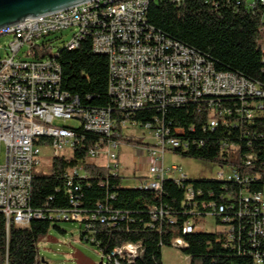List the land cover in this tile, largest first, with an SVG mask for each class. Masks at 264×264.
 <instances>
[{"label":"built area","instance_id":"obj_1","mask_svg":"<svg viewBox=\"0 0 264 264\" xmlns=\"http://www.w3.org/2000/svg\"><path fill=\"white\" fill-rule=\"evenodd\" d=\"M150 1L96 0L0 29V38H10L4 46L6 56L0 58V153L4 148V162L0 164V215L6 238L10 226L25 228L32 220L42 218V213L31 206L33 172L40 165L38 146H49L53 158L65 157L62 153L67 148L72 155L75 132L55 125V120H77L83 131L99 135L100 140L90 148L87 159H107L99 167L113 173L118 169V136L135 128L149 132L151 144L134 145L136 153L146 155L149 162L147 177H142L136 187L159 191L167 176L178 174L173 180L182 186L188 178L177 166H165L167 154L186 150L187 143L178 138L183 131L171 134L157 115L197 103L208 111L207 129L213 131L224 124L223 114L235 112L243 118L238 119L239 123L250 122L262 110L264 86L233 73L217 72L211 62L157 32L146 22ZM261 2L264 4V0ZM63 31L73 32L63 48L75 50L81 41L89 39L92 52L107 58L108 93L122 119H114L109 110L84 109L76 97L61 90L60 66L54 58L45 56L47 46L41 47L39 41ZM24 47V56L31 57V61L16 59ZM225 102H232L233 110L223 108ZM145 110L156 111L152 122L142 124L130 119ZM81 173V167L69 172ZM213 179L241 186L242 190L238 196H226L230 200L227 205H208L212 212L200 217H219L222 223L216 232L223 233L228 240L234 233L239 234L241 221L248 219L249 231L244 237L252 247L254 263L264 264V189L250 192L247 187L252 179L229 169ZM198 194L191 184L185 185V202L191 204ZM155 212L154 220L161 217V212ZM56 218L63 222L82 221L74 211L59 213ZM91 219L101 223L106 220L94 215ZM196 230L190 222L183 227L184 234ZM172 247L181 250L184 241L175 238ZM137 254V245L125 244L103 258L105 264H120L117 258H134Z\"/></svg>","mask_w":264,"mask_h":264},{"label":"trees","instance_id":"obj_2","mask_svg":"<svg viewBox=\"0 0 264 264\" xmlns=\"http://www.w3.org/2000/svg\"><path fill=\"white\" fill-rule=\"evenodd\" d=\"M263 18L261 0H151L146 22L164 37L211 62L217 72L233 73L264 86ZM40 46H47L45 56L54 58L60 66L62 91L76 97L84 109L109 110L114 119L123 118L108 93L107 58L92 52L89 39L71 51L62 45L49 53L50 42L44 41ZM262 105L250 122L239 123L242 117L235 112L223 114L224 124L213 131L207 129L208 111L197 103L169 109L164 116L153 110L138 111L130 119L144 124L159 116L171 134L183 131L178 138L187 143L186 150H175V155L248 176L252 179L249 191L262 192L264 100ZM226 107L234 108L232 102H225L223 108ZM72 129L76 135L72 155L67 159L54 157L45 175L33 173L31 206L42 213V218L32 220L25 228L10 226L6 238L0 215V264H41L37 244L52 223L63 222L56 218L59 213L71 211L82 218L80 241L91 243L103 257L125 244L138 246L136 257H116L120 264H163L161 250L172 247L175 238L184 241L180 251L189 258V264H255L252 247L244 237L249 231L248 219L241 221L239 234L234 233L230 240L216 231L183 233L187 222L196 225L200 216L212 212L207 208L210 204L227 205L230 200L226 196H238L241 186L215 179H187L184 184L200 192L191 204L185 202V185L173 179H164L159 191L125 186L117 173L87 162V153L100 136L81 127ZM118 140L147 145L121 134ZM77 167L82 168L81 175L69 174ZM154 210L156 214L161 212L156 220ZM93 215L106 220H92ZM213 218L217 226L221 225L219 217Z\"/></svg>","mask_w":264,"mask_h":264},{"label":"rangeland","instance_id":"obj_3","mask_svg":"<svg viewBox=\"0 0 264 264\" xmlns=\"http://www.w3.org/2000/svg\"><path fill=\"white\" fill-rule=\"evenodd\" d=\"M73 32L63 31L54 35L46 37L41 42H50L53 53L57 48L66 44L71 40ZM10 38H0V58L6 56L4 46ZM27 48H22L16 59L23 61H31V57H25ZM55 125L78 128L79 121L77 120H55ZM124 135L132 138L135 141L141 140L144 144L152 143V136L149 132L135 128L128 129ZM135 144L125 141H119L115 153L118 156L117 174L122 179L125 186L136 187L142 182L141 178L147 177L148 163L146 155L140 156L136 153ZM40 165L34 169L35 174L45 175L50 171V164L53 158V152L49 146H38ZM63 156L70 157L71 150L67 148ZM4 162V148L1 147L0 164ZM92 164L102 165L108 162L107 159L98 158L95 160H87ZM177 166L180 172L187 176L190 181H200L205 179L216 178L219 173H225L226 168H220L216 164H210L199 160L181 157L178 155L167 154L165 156V166ZM178 174L174 176H167L169 179L177 178ZM56 226L57 229L53 228ZM196 229L199 232L210 234L215 232L218 227L215 220L211 216L201 218L196 223ZM81 228L77 222H57L52 223L47 235L37 244V254L41 264H105V259L99 250L91 243L82 242L79 239ZM163 264H189V258L186 257L179 249L174 247H164L161 250Z\"/></svg>","mask_w":264,"mask_h":264},{"label":"water","instance_id":"obj_4","mask_svg":"<svg viewBox=\"0 0 264 264\" xmlns=\"http://www.w3.org/2000/svg\"><path fill=\"white\" fill-rule=\"evenodd\" d=\"M96 0H0V29Z\"/></svg>","mask_w":264,"mask_h":264},{"label":"crops","instance_id":"obj_5","mask_svg":"<svg viewBox=\"0 0 264 264\" xmlns=\"http://www.w3.org/2000/svg\"><path fill=\"white\" fill-rule=\"evenodd\" d=\"M148 161V160H147ZM149 163V162H147ZM106 164V162H104L102 165H97V166H104ZM96 165V164H95ZM138 178H142V177H138Z\"/></svg>","mask_w":264,"mask_h":264}]
</instances>
